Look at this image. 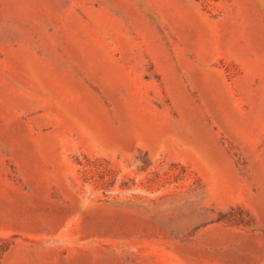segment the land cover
Here are the masks:
<instances>
[{"label":"rangeland","instance_id":"rangeland-1","mask_svg":"<svg viewBox=\"0 0 264 264\" xmlns=\"http://www.w3.org/2000/svg\"><path fill=\"white\" fill-rule=\"evenodd\" d=\"M79 263L264 264V0H0V264Z\"/></svg>","mask_w":264,"mask_h":264},{"label":"water","instance_id":"water-1","mask_svg":"<svg viewBox=\"0 0 264 264\" xmlns=\"http://www.w3.org/2000/svg\"><path fill=\"white\" fill-rule=\"evenodd\" d=\"M252 240L254 241V239H252V238H251V239H250V238H248V239H244V243H247V242L252 241ZM255 241H256V240H255Z\"/></svg>","mask_w":264,"mask_h":264},{"label":"bare ground","instance_id":"bare-ground-1","mask_svg":"<svg viewBox=\"0 0 264 264\" xmlns=\"http://www.w3.org/2000/svg\"><path fill=\"white\" fill-rule=\"evenodd\" d=\"M102 217V216H101ZM97 218V217H96ZM103 218L105 219L106 217L105 216H103ZM108 218V217H107ZM98 219V218H97ZM106 220V219H105ZM108 221H109V219H108ZM80 264V263H79Z\"/></svg>","mask_w":264,"mask_h":264}]
</instances>
